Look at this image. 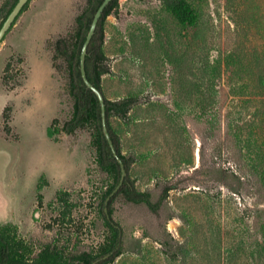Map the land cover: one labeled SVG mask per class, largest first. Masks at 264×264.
Here are the masks:
<instances>
[{
    "label": "rangeland",
    "instance_id": "rangeland-1",
    "mask_svg": "<svg viewBox=\"0 0 264 264\" xmlns=\"http://www.w3.org/2000/svg\"><path fill=\"white\" fill-rule=\"evenodd\" d=\"M16 1L0 0V27ZM192 4L195 29L162 0H116L103 23L104 96L135 104L110 124L134 188L152 202L171 188L157 213L110 196L92 123L63 128L75 99L58 47L74 50L91 1L30 0L1 41L0 234L19 264L110 252L111 197L120 243L105 264H264V108L248 76L264 53V0ZM228 53L242 77L225 70L205 89L204 61Z\"/></svg>",
    "mask_w": 264,
    "mask_h": 264
},
{
    "label": "trees",
    "instance_id": "trees-1",
    "mask_svg": "<svg viewBox=\"0 0 264 264\" xmlns=\"http://www.w3.org/2000/svg\"><path fill=\"white\" fill-rule=\"evenodd\" d=\"M18 1V0H17ZM16 1V2H17ZM91 6L88 11L82 17V31L80 37L76 43L74 50L70 54H66L65 47L59 46L58 52L65 57L68 63L69 69V77H70V92L75 99L74 104V113L73 117L70 121H68L64 125V130L67 132H72L75 129L82 128L85 125L92 123L95 128L96 133V144L98 149V165L101 170H112L116 175V183L117 186L121 179V170L118 162L114 158L109 145L103 135L102 132V125H101V114H100V106L96 95L89 90L82 81L80 75V68H79V56L82 45L85 41L86 34L88 32L90 23L96 12L99 5L102 3L103 0H90ZM116 0L110 2V4L105 8L104 12L102 13L101 18L99 19L97 28L95 33L90 41V44L87 47V53L85 55L84 66L85 72L89 82L98 89L104 98L105 103V118H106V126L110 136V139L113 143V146L117 152V156L120 158L124 165V169L128 172L130 164L129 162L122 156L121 154V147L119 139L111 127L110 118L113 116H122L129 112L131 108L134 107V100L132 96L126 97L119 101H110L108 100L103 93L102 86H101V78L100 73L97 70V62L102 56V33H103V23L105 17L110 12L113 4ZM192 1L195 0H162L168 12L179 22V24L190 27V28H197L198 23L200 20V12L197 7H194ZM201 1V0H198ZM16 2L12 5L11 9L9 10L7 16L15 6ZM27 5V4H26ZM25 8V7H24ZM22 9V11L24 10ZM21 11V12H22ZM21 14V13H20ZM6 16V18H7ZM5 18V20H6ZM2 26V25H1ZM1 28V27H0ZM255 51V50H254ZM240 60L236 58L235 55L232 53L225 54L217 59L210 60L208 57L203 63L202 69L204 72V88L205 89H214V85L211 84V80L213 78H220L222 73L225 70L230 71L231 78L238 77L242 73L240 69ZM253 65L251 68L248 69V76H250L253 81L254 85L252 89L255 91V97L259 96L262 101L263 108H264V53L261 55H252L251 60ZM235 69V70H232ZM239 68V69H238ZM236 74V76L234 75ZM247 86H240L237 85L234 88H231L230 91L233 94H237L236 91H244ZM261 112L263 115L264 120V110ZM171 190L170 187H165L162 191V195L160 196L157 202H152L151 196L149 193H142L138 192L132 182H130L129 178L125 176L123 183L121 186L114 192L110 193V196H113L115 193L121 194L128 202L137 204L142 203L144 204L151 212L157 213L160 208V203L167 197L169 191ZM112 198V197H111ZM110 199H107V203L105 208L106 212V223L108 227H110L116 234L117 238L115 239V244L112 247V250L106 252L97 257H91L88 254H80L77 258H75L76 263L72 264H105L109 261H112L116 256H118L117 246L119 244V228L114 224L110 217L109 205ZM108 215V218H107ZM114 252V254H113ZM109 255L108 258L102 259L105 256ZM100 263V261H102ZM20 262L16 260L13 256V247L9 240L0 234V264H19ZM44 264H69L67 262H55L52 260L51 257L45 259Z\"/></svg>",
    "mask_w": 264,
    "mask_h": 264
},
{
    "label": "water",
    "instance_id": "water-1",
    "mask_svg": "<svg viewBox=\"0 0 264 264\" xmlns=\"http://www.w3.org/2000/svg\"><path fill=\"white\" fill-rule=\"evenodd\" d=\"M30 0H18L15 4V6L13 7V9L11 10V12L9 13V15L7 16L6 20L3 22L1 28H0V43L3 40V38L5 37V35L8 33V31L10 30V28L13 26L15 20L17 19V17L20 15L22 9L26 6V4L29 2ZM113 0H103L102 3L99 5V7L97 8L96 12L94 13V16L92 18V21L90 23L88 32L86 34L85 37V41L82 45L81 51H80V56H79V68H80V75L82 78L83 83L85 84V86L91 90L97 97L98 102H99V106H100V114H101V125H102V132L103 135L109 145V148L114 156V158L116 159V161L118 162L119 166H120V170H121V179L120 182L118 184V186L115 188L114 192L121 186V184L124 181V178L126 176V171L124 169V165L122 163V161L120 160V158L117 156V152L113 146V143L110 139L108 130H107V126H106V118H105V103H104V98L103 95L101 94V92L96 89L88 80L86 72H85V66H84V60H85V55L87 53V47L90 44V41L95 33V30L97 28L99 19L102 16V13L104 12L105 8L110 4V2ZM105 211L107 212V210L105 209ZM108 218V215H107ZM119 243H120V236H119ZM119 246V244H118ZM117 246V249H118ZM109 255L105 256L102 259H106L108 258Z\"/></svg>",
    "mask_w": 264,
    "mask_h": 264
},
{
    "label": "flooded vegetation",
    "instance_id": "flooded-vegetation-1",
    "mask_svg": "<svg viewBox=\"0 0 264 264\" xmlns=\"http://www.w3.org/2000/svg\"><path fill=\"white\" fill-rule=\"evenodd\" d=\"M28 4V3H27Z\"/></svg>",
    "mask_w": 264,
    "mask_h": 264
}]
</instances>
